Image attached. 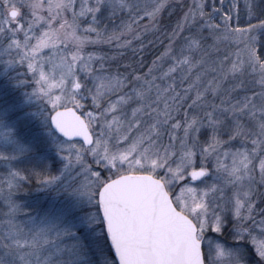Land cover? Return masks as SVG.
Listing matches in <instances>:
<instances>
[{"label": "snow or ice", "instance_id": "6c2138e0", "mask_svg": "<svg viewBox=\"0 0 264 264\" xmlns=\"http://www.w3.org/2000/svg\"><path fill=\"white\" fill-rule=\"evenodd\" d=\"M0 264H264V0H0Z\"/></svg>", "mask_w": 264, "mask_h": 264}]
</instances>
